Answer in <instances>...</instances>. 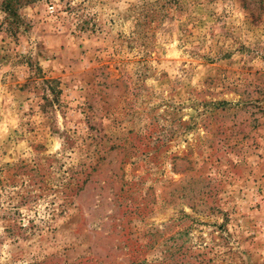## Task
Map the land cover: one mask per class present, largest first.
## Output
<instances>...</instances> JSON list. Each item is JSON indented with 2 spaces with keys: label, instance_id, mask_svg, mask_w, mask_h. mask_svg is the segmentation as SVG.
Masks as SVG:
<instances>
[{
  "label": "rangeland",
  "instance_id": "obj_1",
  "mask_svg": "<svg viewBox=\"0 0 264 264\" xmlns=\"http://www.w3.org/2000/svg\"><path fill=\"white\" fill-rule=\"evenodd\" d=\"M0 264H264V0H0Z\"/></svg>",
  "mask_w": 264,
  "mask_h": 264
}]
</instances>
